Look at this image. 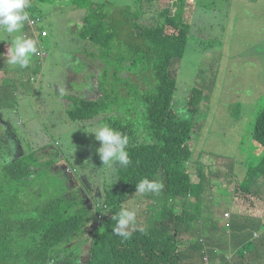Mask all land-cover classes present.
Masks as SVG:
<instances>
[{
	"label": "trees",
	"instance_id": "trees-1",
	"mask_svg": "<svg viewBox=\"0 0 264 264\" xmlns=\"http://www.w3.org/2000/svg\"><path fill=\"white\" fill-rule=\"evenodd\" d=\"M31 1L35 12L38 11L46 19L61 10L73 8L80 17L82 27L77 31L79 46L72 57L89 65L91 73L96 70L98 75L108 76L112 72L116 84L119 83L121 89H128L126 94H114L115 97L110 102L116 104L109 106H104L103 98H79L74 94L60 97L56 95L55 104L61 99L68 107L67 114L73 122L85 125L87 122L93 125L104 122L126 134L130 141L128 151L131 163L127 168H116L124 188L120 192H106V203L99 209L100 224L92 222L93 232L89 236V209L79 210L78 200H82L79 198L82 190L75 189V195H68L70 199L73 196L78 199L73 201L66 199L65 191L60 198L43 205L38 203L40 200L34 199L38 193L48 195L50 184H44V177L51 181L59 178L56 173H44L43 170L56 167L59 159H71L61 153L50 154L43 167L38 163L36 154L24 156L30 161L26 163L24 157H11L13 149L10 145L7 146L11 152L0 153V264H185L181 254L183 245L177 241L178 236L182 231H199L195 229L194 218L189 217L184 210L185 206L192 209L195 207L191 212H194V217L200 222L203 215L201 212L209 205L206 177L210 182L219 179L225 183L228 178L234 177L237 168L235 164L238 162L235 156L216 157L221 169L225 167L222 171L227 169L231 172L233 169V175L221 176L223 178L220 179L215 159L210 165L204 163L205 153L209 151L202 149L196 172L186 166L199 144L197 132L193 128L201 112L200 105L208 98L210 89L207 76H203V85L207 89L187 84L190 89L179 93L178 72L174 74L171 71L177 61L173 69L179 71L180 63L186 58L190 45L191 35L189 27L185 25L188 0H172L164 8L160 4L161 0ZM41 3L43 6L40 9ZM110 5H115L114 14L112 11L111 15L105 14L104 9ZM68 20L65 32L70 34ZM39 35L42 36L41 33ZM52 37V34L42 37L41 45L45 48L42 50L52 49ZM216 40L217 42L202 41L201 47L210 42L205 48L202 47L203 50L220 49L221 42ZM2 49L3 46H0V55ZM243 54H249V49ZM201 66L204 67L198 70L200 79L202 69H207L205 65ZM3 67L4 63L0 58V69ZM102 80L98 77L95 84ZM142 82L146 85L143 92L139 88ZM114 89H120V86L117 85ZM259 103L256 109L260 112L254 127L249 130V137L260 146V155L263 157L254 158L256 165H250L249 159H245L248 161L244 162L247 177L237 186L231 202L233 208L236 207L233 209L235 216L245 217V223L235 219L232 231L226 230L230 234L233 232L231 238L235 240L236 253L239 258L246 259L248 264H264V188L253 189L258 180L264 179V99ZM237 113L240 114L239 111ZM241 124L244 126L243 122ZM10 132L14 133V130L10 129ZM2 133L0 129V137ZM257 145L255 147L258 148ZM100 146L97 140L89 146L91 156L97 155L91 161L90 154L83 148L86 157L83 161L87 164L68 168L69 174L60 176L64 182L61 188L66 189V185H72L73 178L83 179L88 171L94 184L98 175H104L103 170L97 171L98 168H106L104 165L100 166L102 162L98 164L101 159L97 148ZM250 146L253 152V145ZM224 159L230 160L233 165L230 161L224 165ZM144 177L164 184L158 197L150 198L157 202L155 206L159 209L158 215L153 219L146 215L142 198L134 199L132 196L137 191L136 184ZM36 186L40 190H36ZM24 201L30 204L26 207ZM137 205H141L143 210ZM122 207L135 209L141 214L143 219L138 221L139 224L144 223V217H147L153 226L149 229L140 226L128 239L115 235L112 216ZM224 211L221 212L224 214ZM23 212L25 213L21 215ZM212 218L217 219L215 216ZM166 223L167 226L169 223L177 226L174 234L176 238L167 242L164 249H160L157 236L166 233ZM242 227L244 240L238 239L234 233ZM219 229L220 226L215 225L213 231ZM77 235H80L77 240L81 239L90 245L87 263H81L85 254L84 247L72 250L62 258L55 257L63 250L61 246ZM196 236L204 241L203 232ZM195 253L196 250L192 254ZM52 256L55 257L53 261ZM185 257L189 259L191 256ZM186 264L190 262L187 261Z\"/></svg>",
	"mask_w": 264,
	"mask_h": 264
},
{
	"label": "rangeland",
	"instance_id": "rangeland-1",
	"mask_svg": "<svg viewBox=\"0 0 264 264\" xmlns=\"http://www.w3.org/2000/svg\"><path fill=\"white\" fill-rule=\"evenodd\" d=\"M172 0H161L160 4L162 7H166L169 3H171ZM108 2V1H107ZM231 3V0H190V3L188 7H194L199 6L200 11H202L206 18H211L214 16L219 15V8L225 4ZM43 6L41 3L40 9ZM45 8H47L46 5H44ZM111 8V9H110ZM111 11L114 14L115 11V5H110L107 10L104 12L105 14L111 15ZM233 13V14H232ZM229 12L228 17L229 21L231 20V14L234 15L235 12ZM35 17L41 18V23L39 24V27L41 29L47 30L50 34L53 35V47L52 49L47 50L49 53V58H41L42 64L35 63L31 61L30 66L27 68H22L23 70V77L27 79H33L36 80L33 84V91L28 93V96L25 94V91H22L21 85L16 81V78L19 77V75L14 74L12 75V72L8 69H5V71L8 73L9 79L6 78L5 73L0 72V89H18V91L15 93V99L19 102L16 106L15 103L8 101V100H0V124L5 126L8 129H13L14 134H11V139L1 134L2 141L0 142V153L3 152V154H6L5 152L8 151L7 145L4 143H9L10 146L13 149V153H10V156L17 159H22L24 156H28L32 153L36 154L38 157V163L41 164L43 167L46 165V160L48 159L50 154L55 153H61L66 155L71 160H62L59 159L56 164V167L53 170L59 178L55 179L54 181H51L48 177H44V184H50L49 189H47L48 195L44 193H38L37 196L34 198L36 200H40L38 203L46 204L52 199L60 198L61 194L65 193L67 194L66 199L73 201L78 200L76 197H72L71 199L68 197V195H75V189L77 191L82 190L80 194L82 196L77 197L81 198L82 200H78L79 210L83 209H89V220L87 222V225H91L89 229L88 235L91 236V232H93L92 222H96L98 225L100 224L99 218L100 213L99 209L102 208L107 199V191H122L124 186L120 183V175L116 171V168H110L106 167L104 169H99L98 172L101 170L104 171V175L100 176L98 178H101L102 180L96 179V182H91V174L90 171L86 174V176L83 177V179H76L73 178L72 185H66V189L61 188V185L64 184L63 180L60 178L63 177L67 173V169L77 165L85 166L87 162H84L83 159H86L83 148L87 150V152L90 154V161L91 159H95L97 156L94 154L91 156V150L89 146H91L95 139V136L92 134L93 128L96 125H93L91 122H87L85 124L80 122H73L70 120L69 116L66 114V110L68 107L64 105V103L61 101L57 104H55L57 96L54 90L60 89L55 82L52 81V78L56 76V74L60 73V76H64V62L62 57L57 56V52L63 48L68 47L71 48L72 51H75L79 44L77 43L75 46L71 44L72 37L74 36L75 30L78 25V21L75 19H72L69 15L68 10H61L59 13L52 15L50 19L43 18L38 11L34 12ZM76 16L77 14L74 13ZM215 14V15H214ZM217 14V15H216ZM196 16V15H195ZM221 17V15L219 16ZM46 19V20H45ZM68 20L69 23V31L70 34L65 32V25L66 20ZM227 22L226 25H229L231 22ZM215 22H219V18H215ZM208 21L205 22H198L196 21V18L194 17V21L191 25V32H192V39H190V45L187 49L186 58L180 63L179 71L173 69L175 65L178 63L175 62L174 65L171 68V71L177 75V81H178V90L179 93L189 90L188 88L189 84L193 85L194 88H202L205 87L203 85V76H207L209 85L213 87L215 85V82L217 80H222L225 77V70L228 68L230 70H235L237 75L239 76L241 81L248 82L243 73H240L238 68L235 66L228 67L224 61L221 60L223 58L224 51L221 49L217 50H203L205 48V45H208L210 42L204 43L205 45L201 44L202 41H208L213 40L216 41L218 39V33L219 31L214 28L211 25L206 24ZM32 24V23H31ZM24 28V27H23ZM52 28V30H51ZM29 28H26L24 31H26ZM33 29V28H31ZM23 31V32H24ZM6 32L0 30V42L2 44H8L6 50L8 52V49L11 47V42L15 38L16 35H22L24 38L26 35L24 33H15L12 35H9ZM77 39V38H73ZM220 40H218L219 42ZM212 42V41H211ZM235 44H239V40H235ZM249 49V54L251 57V46L248 47H242L240 49L236 48V52L244 53ZM213 51H215L213 54ZM235 52V53H236ZM234 54V53H233ZM253 55H257L255 50H253ZM257 59H262L261 56H255ZM46 59V60H44ZM71 62H74L75 60L73 58L69 59ZM232 60V59H231ZM231 60L227 63L229 64ZM201 62V63H200ZM202 65H205L207 69H202V79L199 77L198 70L199 68H203ZM55 65H58L57 73L50 75L51 72H54L53 68ZM7 67L11 70L16 71L19 67L18 66H11L7 64ZM222 69L220 71L219 69ZM75 69L77 72H74L71 74V77L73 81L77 84V86L73 89V94L78 96L79 98H85L86 95L89 96L92 92L99 94V90L97 89V86L95 82L97 81V78L100 77L103 80L106 81V85L104 89H101L103 92L109 94L111 97L114 95V91H111L109 88L112 86L116 80L115 76L112 74V72L108 76L104 75H98L97 71L94 70L93 73H91V67L87 65L86 63H78L75 65ZM203 71L205 74H203ZM208 72V74H207ZM40 73V76L36 79L35 74ZM229 73V72H228ZM32 74V75H30ZM227 74V73H226ZM264 75V73H262ZM234 75V80H235ZM13 77V78H12ZM262 78V77H261ZM261 78H257V81L261 83ZM46 79H49L46 82ZM81 80V83L79 81ZM52 81V82H51ZM70 79H67V82H69ZM237 82V80H235ZM264 81V77H263ZM22 84H26V79L22 80ZM229 84V76L227 74L223 89H226ZM243 88L249 89V85H242ZM141 89H144L146 87L145 83L142 82L140 84ZM256 87V86H255ZM254 87V88H255ZM25 88L28 89V85L25 86ZM207 89V87H205ZM27 89H25L27 91ZM212 89V88H210ZM264 88H258V89H250L252 91L251 94L242 93V95H246L249 101H247L245 104L246 109L240 108V110H236L235 108H230L227 113L222 112L221 110H217L219 108H223V106L218 107L216 110L218 112L213 113V110L215 109V106H210L209 109L203 108L201 112V119H199V123H202L204 120L203 118L209 117L212 119L213 117L216 118V120L221 121L222 117L224 119H241L240 121H237L235 123L234 132H239L240 130L245 129L246 125V138L247 143H249L250 137V129L254 127V124L256 122V119L258 117V112H260L258 109H252L255 106L254 100L257 98L264 99ZM118 90V89H113ZM2 93L5 94L4 90H2ZM123 93H128V89H122ZM33 94V96H32ZM61 94H65L63 91H61ZM32 96V97H31ZM31 97V98H29ZM205 102H208L206 99L202 102V105L200 107H204ZM61 103V105H60ZM260 104V103H259ZM264 106V104L262 105ZM70 108V107H69ZM66 109V110H65ZM201 109V108H200ZM240 112L237 113V112ZM217 116V117H216ZM245 120L244 126L241 124V121ZM208 125L209 120L205 121ZM200 134L199 129H195ZM4 136V137H3ZM204 138L206 136V129H203L200 134V139ZM237 136V135H236ZM3 137V138H2ZM211 138V137H209ZM214 139L220 140V135L216 134L214 136ZM130 147V142H129ZM45 148V149H43ZM236 148V145H234V148ZM98 149V148H97ZM232 147L227 146L222 149V153L229 156H235L237 149H235L232 152ZM250 149L252 147L250 146ZM261 152V148L258 145V151L257 153ZM212 153V152H211ZM215 154H217V151H214ZM213 153V154H214ZM201 154V145H197L196 150L193 152V158L192 161H196L198 156ZM214 154V155H215ZM232 154V155H231ZM26 159V163H30V161ZM213 156H206L205 160L203 161L207 165H210L212 163ZM215 163L218 165V172L220 175V179L224 177H230L231 173L228 171H222L224 168L221 169L218 160H216V155L214 156ZM249 159V158H247ZM62 160V161H61ZM237 160V158H236ZM228 159L223 160V164L226 163L229 164ZM249 161V160H248ZM246 161V163H248ZM92 162H94L92 160ZM102 162L99 160L98 164ZM198 162V161H197ZM196 163V162H193ZM231 163V161H230ZM241 165L237 166V170L235 173V176L230 177L227 179V182L223 183L221 180H211L210 185H208V195L210 196L207 199L209 200L208 207L202 211L203 214L200 218V222L195 218L194 212H191L195 209V207L189 208V206H185L184 210L187 211V215L189 217L194 218L195 222V229H198V232H195V230H189L187 232L182 231L180 235L178 236L177 241L181 245V254H183L184 262H190V264H221L220 259L218 258V254H215V251H219L216 247L210 245L208 243V240L205 238L204 241H201L199 237H197V234H201L204 230L211 231L213 229V224L220 226L222 229L227 230V226L225 222H231L233 221L236 216L234 215V212L232 213L233 205L231 204L234 195L238 189L239 183L243 182L245 178L247 177L246 174V168L244 166V160L241 158L240 161ZM191 163H186V166L189 169H195L197 168V165H190ZM231 165H233L231 163ZM102 167L103 164H100ZM196 167V168H195ZM231 170V169H230ZM79 171V169H77ZM44 173H47L48 170L44 169ZM115 173V174H113ZM76 175V174H72ZM44 176V175H41ZM36 190H40V187L36 186ZM105 187V188H104ZM263 189L264 188V179H260L257 181L255 185H253V189ZM63 189V190H61ZM72 191H69L71 190ZM137 192V191H136ZM134 193L132 196L134 199H138L141 197V194ZM131 196V197H132ZM259 197V196H258ZM260 198V197H259ZM194 201V200H193ZM152 200H148L146 195L143 196L142 205H144V210L147 211L151 205ZM126 204V201L124 202ZM25 206L27 207L30 202L24 201ZM141 207V205H137V207ZM142 208V207H141ZM192 209V210H191ZM215 209L217 213L215 214ZM233 209H236L234 206ZM143 210V208H142ZM224 211V214L221 211ZM25 212L21 213L23 215ZM166 213V212H165ZM211 214V215H210ZM216 217V222L211 220L212 217ZM153 219V215L149 214V219ZM155 218V217H154ZM143 218L141 214L137 213V219L136 223L131 226L129 229L130 232H134L136 229H138L140 226L143 228L149 229L153 226V223H151L147 217H144L145 222L142 224H139L138 221H141ZM155 225V224H154ZM165 232L166 233H160L157 236L158 244L160 249H164L167 242H169L171 239L174 240L176 238L174 236L175 232L177 231V226L169 223L167 226V223L165 224ZM146 226V227H144ZM201 226L202 230H201ZM156 226H154L155 228ZM194 229V228H193ZM180 230V229H178ZM196 234V235H195ZM227 234H229L227 232ZM171 235V236H170ZM80 238V235H77L74 239L71 241L63 244L60 252H58L55 257L62 258L66 254H69L72 250H78L82 247L85 249V254L83 258L81 259V263H87L88 255H89V247L90 245L86 244L84 241L77 240ZM197 250V252L194 255H191L193 251ZM185 256H191L189 259H187ZM54 256L51 257L52 261L55 259ZM228 262L231 264H248L246 259H241L235 255L234 252L227 253L226 257ZM186 264V263H185Z\"/></svg>",
	"mask_w": 264,
	"mask_h": 264
},
{
	"label": "clouds",
	"instance_id": "clouds-1",
	"mask_svg": "<svg viewBox=\"0 0 264 264\" xmlns=\"http://www.w3.org/2000/svg\"><path fill=\"white\" fill-rule=\"evenodd\" d=\"M189 3H190V0L187 1V6L185 8V25L189 27V35H191L190 39H192L191 25L194 21V17L196 13H198L200 8L198 5L195 6V8L188 7ZM31 5H32L31 0H0V30L6 32L9 35H12V34L15 35V33H19V32L24 33L26 35L25 38L22 35H16L15 38L11 42V47L8 49V52L6 50L8 44H2L0 42V46H3L0 58L4 63V67L0 69V72L5 73L7 79H9L14 74L19 75L16 81L21 85V88H22L21 90L25 91V94L27 96L29 92L34 90L33 84L35 83L36 80L24 78L23 77L24 73H23L22 68L29 67L31 61L42 64L43 58L45 57L49 58L48 51L42 50L45 48H42L41 40H42V37H46L47 34H50V33L47 30H44V31L41 30V28L39 27V24L41 23V18L34 16L35 10H34V7ZM107 8L104 9V12L107 10ZM67 10L70 14L69 16L72 19H75L78 21L77 28L75 30L74 36L72 37V41H71V44L75 46L77 44V39H78L77 31L78 29L82 27V25L79 22L80 17H78V13L74 12L73 8L71 7L68 8ZM229 12L230 11H228L227 15L224 18L225 23H227L229 20V17H228ZM74 13H76L77 15L74 16L75 15ZM220 15L221 13L219 11L218 16ZM26 28H29V29L24 31ZM40 33L42 36L39 35ZM73 38H77V39H73ZM73 52L74 51H72L71 48H68V47H63L57 52V56L64 58L63 59L64 76H60V73H58L56 74L54 79L52 78V81L55 82V84L60 88L58 89V91L54 90L56 95L59 97L65 96L67 94L73 95V92H69V91H73V89L77 86V84L73 81L71 74H73L74 72H77L75 69V65L80 62L78 61L77 58L72 57ZM214 52L215 51H213V54H216ZM70 58H73L75 61L71 62L69 60ZM7 64L11 66H18L19 68L13 72V70L7 67ZM58 67H59L58 65H55V67L53 68L54 72H51L50 75L57 73ZM5 69H8L12 72V75L10 77L8 76V73L5 71ZM35 76L37 79L40 76V73L35 74ZM23 79H26L25 85L22 84ZM67 79H70V81L67 82ZM48 80L49 79H46V82ZM26 85H28V89L25 88ZM105 85H106L105 80L98 82L96 86H97V89L99 90V94L97 95L96 93L92 92L89 96L86 95L85 98H95L96 100H101V98H103L102 101L104 103V106L116 104V103L110 102V100L113 99L115 96L111 97L109 94L101 90V89H104ZM117 85L120 86V89L113 90L114 87H116ZM139 88L141 89V87ZM1 89L4 90L5 94L2 93ZM1 89H0V100L11 101L15 103L17 106L19 102L15 99L16 97L15 93L18 91V89H3V88ZM25 89H27V91ZM109 89L111 91H114L115 92L114 94L119 93L121 95V92H122L121 85L119 83L116 84V80L114 84L110 86ZM144 90L145 88L141 89L142 92ZM61 91H63L65 94L64 95L61 94ZM206 100L209 102V97L206 98ZM59 101L61 102V99H59ZM203 108H206L205 105L204 107H201V112ZM201 112L199 116L196 118L195 125L193 128L194 131L195 129L198 128L200 131V134L203 130L202 126L201 124L198 126L196 124L199 121V119H201ZM67 113L68 112L66 110V114ZM0 129L3 131L2 134L4 136L11 139V134L13 135L14 133L10 132V129L6 128L5 126L1 124H0ZM92 134L95 136V139L101 144V146L97 149V153L100 156V159L104 166L110 167L113 169L117 167L127 168V166L131 163V159H130V155L128 151V146H129L130 141H129V137L126 134L122 133L121 131L113 128L112 126L104 122H99L98 124H96L93 128ZM200 134L197 132L196 136L198 137V139H199ZM1 141L2 139L0 137V142ZM4 143L7 146H9L10 144V142L9 143L4 142ZM8 151L10 150L8 149ZM192 158L188 160L187 163H191L190 165H193V166L197 165V161L199 159H196V161H192ZM193 162H196V163H193ZM51 169H54V168H51ZM51 169H46V170H48V172H54L53 170L51 171ZM136 188H137L136 193L141 194L142 201H143L144 194L146 195L148 200H152L149 209L145 211L147 213L146 215L149 217V214H152L153 218L156 217L159 211V209L156 208L157 206H155V204L157 205V202L150 198L158 197L157 194H159L163 190L164 184L158 180L148 179L147 177H144V178H141L139 182L136 184ZM164 211L165 210H163V212ZM112 219L115 221V226L113 228L114 234L124 239H128L131 236V232L129 229L131 228V226H133L136 223L137 211L135 209H129L126 207H122L115 216H112Z\"/></svg>",
	"mask_w": 264,
	"mask_h": 264
},
{
	"label": "crops",
	"instance_id": "crops-1",
	"mask_svg": "<svg viewBox=\"0 0 264 264\" xmlns=\"http://www.w3.org/2000/svg\"><path fill=\"white\" fill-rule=\"evenodd\" d=\"M219 11L221 13V17L214 16L211 18H206L204 13L199 10L195 16L196 21L198 22L208 21V23L206 24L213 26L219 31L218 33L219 35L217 38L221 42L220 49L224 51L223 58H221V60L224 61V63L228 67H232V66L237 67L239 72L243 73V75L246 78H248L246 79L248 82L241 81L236 71L230 70L228 68L227 70H225V77L222 80H217L213 87L209 85L208 88H212V89H208L209 102H205V107L209 109L210 106L211 107L215 106V109L213 110L214 115L217 112V110H221L222 112L227 113L230 108H235L236 110H240V108H242V110L244 108L246 109L247 106H245L246 105L245 103L249 100L246 97V95H242V93L251 94L252 91L250 89H258L262 87L264 88V81H263L264 75L262 74L264 73V0H231L230 4L228 3L223 4L219 8ZM228 11H231V13L232 12L235 13L234 15H232L233 14L232 13L231 20L230 21L228 20L231 23L229 25H226L224 18L227 15ZM217 17L219 18L218 23L215 22V18ZM237 39L239 40L238 45L235 44V40ZM248 46H251L250 49V51H252L251 57L248 54L245 55L241 52L238 53L236 52V48L240 49L242 47H248ZM253 50H255L257 55H253ZM255 56L257 57L261 56L262 59L261 60L257 59ZM230 60L231 62L227 64ZM219 70L224 73V71L221 68ZM226 73L229 76V84L226 89H223V84L227 76ZM234 75H236L235 80H237V82L234 80ZM257 78L258 79L261 78L262 82L259 83L257 81ZM17 79L18 78H16V80ZM242 85H249L248 87L249 89L243 88ZM262 100L263 99L261 97L255 99L253 102L255 103V106L252 109H256L258 107L259 102ZM237 104H239V106H237ZM220 106H223V108L217 109ZM203 120L204 121L202 123H199L198 121L196 125L198 126L201 124L202 129H206V136L204 138H202L201 136V139L199 136V144H198L201 145V150L205 149L209 151L208 153H205L206 156H213V159L215 155L217 158L218 157L222 158L221 157L222 155L229 156L223 154L222 149L227 146H230L233 149L234 145H236L235 148L237 149L236 158L238 162L235 164V167L240 166L241 158H243L244 162H246L245 159L250 157L249 164L256 165V161L254 160V158L263 157V155L257 153L258 148L255 147L257 144L253 141V138H250L249 143H247L246 125L244 126L245 127L244 130H240L239 132L237 131L234 132V128H238L235 127V123L237 121H240L241 119L229 118L227 120L222 117L221 121H219L216 120V118L214 117L212 119L210 118L208 119L207 117V118H203ZM208 120H209L208 125H205L206 124L205 121ZM241 122L244 123L245 120H242ZM239 125H241V123ZM216 134L220 135V140L214 139V136ZM250 144L253 145V152L250 149ZM235 149H233L232 152ZM214 151H217V154H215ZM197 159H200V156H198ZM227 171L230 172L229 170ZM232 172L233 169L230 173ZM246 174H247V169H246ZM231 175H233V173ZM206 181L208 185H210V181L208 180V177H206ZM232 213H233V208H232ZM234 215L236 214L234 213ZM243 218L245 219V217ZM243 218L236 217L235 219H237L238 222L242 220V222L245 223V220ZM211 220L212 222L213 221L216 222V219L211 218ZM234 220L231 222H225L227 226V231L228 229L230 232L232 231V223L234 222ZM214 226L215 224H213V228ZM233 229H235V227ZM232 233L227 234L226 230L222 229L221 227L217 231H213V229L212 232L207 230L203 231V236L206 240H208V243L220 250V252L215 251V254H218V258L220 259L221 264L228 262L227 259L225 258L227 253L234 252L235 255L239 257L235 249V247H237L234 244L235 240L233 241V239L231 238ZM234 233H236V237L238 239L240 240L245 239L243 227L241 229H236ZM237 243H240V241H238Z\"/></svg>",
	"mask_w": 264,
	"mask_h": 264
}]
</instances>
